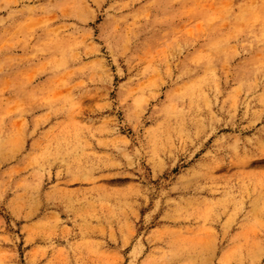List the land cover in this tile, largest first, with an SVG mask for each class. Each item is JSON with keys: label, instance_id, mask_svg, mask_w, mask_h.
<instances>
[{"label": "rangeland", "instance_id": "374dc122", "mask_svg": "<svg viewBox=\"0 0 264 264\" xmlns=\"http://www.w3.org/2000/svg\"><path fill=\"white\" fill-rule=\"evenodd\" d=\"M0 264H264V0H0Z\"/></svg>", "mask_w": 264, "mask_h": 264}]
</instances>
